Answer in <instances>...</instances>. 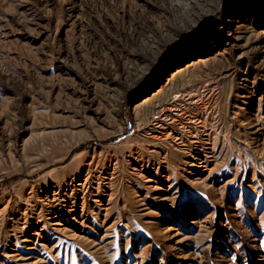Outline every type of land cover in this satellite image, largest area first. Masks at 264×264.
I'll return each mask as SVG.
<instances>
[{
    "label": "rangeland",
    "instance_id": "1",
    "mask_svg": "<svg viewBox=\"0 0 264 264\" xmlns=\"http://www.w3.org/2000/svg\"><path fill=\"white\" fill-rule=\"evenodd\" d=\"M0 264H264V0H0Z\"/></svg>",
    "mask_w": 264,
    "mask_h": 264
}]
</instances>
